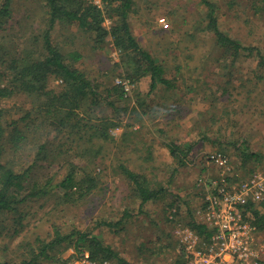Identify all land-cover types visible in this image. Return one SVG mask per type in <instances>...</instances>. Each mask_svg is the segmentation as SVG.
<instances>
[{
	"label": "rangeland",
	"instance_id": "obj_1",
	"mask_svg": "<svg viewBox=\"0 0 264 264\" xmlns=\"http://www.w3.org/2000/svg\"><path fill=\"white\" fill-rule=\"evenodd\" d=\"M208 1L216 6L221 31L243 47H257L264 54L261 0ZM46 7L43 0L11 1V18L0 29L1 86L10 84V72H6L4 63L31 48L42 56L39 53L49 19ZM206 15L203 0H134L129 14L132 33L141 48L163 66L165 78L172 83V88L160 85L152 94L150 77L135 79L127 75L121 52L112 39L99 45L75 23L62 22L53 27L52 44L65 55L80 54L77 68L98 85L102 105L92 108L85 115L86 121L97 122L98 117L105 116L120 125L112 128V138L105 142L81 143L82 150L88 148L89 157L100 152V160L92 163L73 160L75 166L85 168L99 182L98 189L84 199H58L63 191L55 186L69 172L63 159L51 165L48 160L39 164L28 179L29 185L47 183L49 192L19 204L15 211L0 212V262L19 264L29 249H40L59 228L62 234L76 229L92 232L129 264H184L175 232L192 219L198 221L196 212L205 193L197 185L199 179L240 186L257 174L264 176V69L247 53L235 60L225 57L207 30ZM117 79H129L134 85L132 92L123 94L125 101L117 103L118 112L106 106L103 99L106 88L117 86ZM49 88L59 91L63 82L51 78ZM138 97L144 101L143 107ZM1 109L6 111L7 125H12L32 109L31 98L15 95L1 101ZM78 112L83 114L82 110ZM46 129L45 142H64V135L57 129ZM172 144L183 150L192 148L184 165L173 159L169 150ZM75 147L76 143L68 141L64 149L72 153ZM244 150L260 161L244 159ZM219 151L229 158L226 169L207 162V156ZM2 159L6 161L5 156ZM122 166L143 174L153 189L164 188L163 198L142 205L121 173ZM82 173L83 169L77 171L78 180L84 177ZM254 208L264 216V199ZM173 210L175 221L171 219ZM245 214L256 223L253 212ZM20 216L23 220L18 225L15 220ZM118 222L116 228L109 225ZM257 230L255 249L264 264V229L257 226ZM66 246L62 244L55 253L59 262L42 260V264L62 263L72 250H66Z\"/></svg>",
	"mask_w": 264,
	"mask_h": 264
},
{
	"label": "trees",
	"instance_id": "obj_2",
	"mask_svg": "<svg viewBox=\"0 0 264 264\" xmlns=\"http://www.w3.org/2000/svg\"><path fill=\"white\" fill-rule=\"evenodd\" d=\"M11 1L0 2V29L11 18ZM43 1L46 3L49 19L48 28L43 36V47L39 53L42 56L38 57L31 48L30 51L4 63L6 72H10L8 76L10 84L0 85V102L24 94L31 98L32 109L12 125H7L6 111L0 110V212L15 211L19 204L49 192L47 183L40 187L36 185L32 187L28 181L39 164L47 160L51 165L53 161L58 162L63 159L68 167L67 176L55 186L57 190L63 191L58 199L65 202L90 196L98 189L99 182L93 174L85 172V168L75 166L73 160L85 159L90 163L100 160L98 158L100 152L89 157L88 148L82 150L81 143L89 144L94 140L105 142L112 138L110 134L112 128L120 125L105 116L98 117L97 122L86 121L85 115H89L92 108L102 105L99 101L101 96L98 94V85L95 86V82L77 68L76 63L82 59L80 54L73 52L65 55L61 48L52 44L50 33L57 23L77 24L82 33L93 38L99 45L112 39L114 46L121 52L127 75L135 79L151 78L149 94L156 92L160 85L172 88V83L165 78L163 66L154 56L141 48L132 33L129 14L133 10L134 0H108L106 16L111 20L115 18L109 31L103 26L105 20L103 13L82 0ZM203 1L207 7V30L214 36L221 53L232 60L237 59L242 53L253 55L258 60V67L264 69V54L260 48L243 47L237 40L221 31L215 4L208 0ZM261 1L264 5V0ZM2 58L4 62V56ZM131 66H134V71L129 70ZM51 78L60 79L63 88L59 91L50 89ZM105 93L107 95L103 99L106 101V106L118 112L120 109L116 108L117 103L125 101L122 88L109 87L106 88ZM138 102L142 107L145 105L139 97ZM84 104H88L86 108ZM79 110L83 111L82 115ZM47 126H52L64 135L65 140L62 144L44 141V135L48 133ZM68 141L76 143L72 153H70L71 149H64ZM191 149L183 150L177 144L169 146L170 153L173 159L178 161L179 166L185 164ZM2 156L6 157V161H3ZM242 157L251 161H260V158H256L254 154H245V150ZM81 169L84 170L82 173L84 177L78 180L77 171ZM121 173L131 183L134 197L141 199L142 205L163 198L166 190L162 187L153 189L152 184L143 174L132 172L126 166L121 167ZM249 211L255 216L256 223L252 221L253 224L258 226L259 230L264 229V216L254 207L247 209L245 213ZM22 220V216L18 217L15 220L16 224L21 225ZM118 224L119 222L109 225L116 228ZM188 225L203 239L208 240L212 234L206 226L196 222L195 219H192ZM64 243L67 245L66 250L70 248L76 252L86 250L93 259H107L114 264H129L110 246L104 245L92 232L76 229L62 234L59 228L55 230V237L43 242L40 249L37 251L29 249L19 264H42V260L59 262L60 257L55 253ZM60 253L62 252L59 251ZM66 263L67 261L64 260L57 264ZM0 264L11 263L0 262Z\"/></svg>",
	"mask_w": 264,
	"mask_h": 264
},
{
	"label": "built area",
	"instance_id": "obj_3",
	"mask_svg": "<svg viewBox=\"0 0 264 264\" xmlns=\"http://www.w3.org/2000/svg\"><path fill=\"white\" fill-rule=\"evenodd\" d=\"M104 15V27L111 29L112 20L106 16L108 0H82ZM161 24L168 25L165 20ZM62 82V81H61ZM116 85L125 95L132 92L134 85L129 79H117ZM207 162L226 169L229 158L221 152L207 156ZM198 187L204 188L203 204L197 210V222L211 231L210 238L203 239L190 226L180 225L176 228V237L181 243L184 264H261L257 243V227L245 216L264 199V176L257 174L252 179L238 186L226 181H206L201 177ZM175 210L171 213L175 221ZM66 264H114L111 260H97L86 252L70 250Z\"/></svg>",
	"mask_w": 264,
	"mask_h": 264
}]
</instances>
